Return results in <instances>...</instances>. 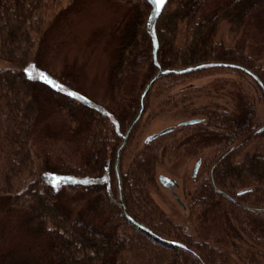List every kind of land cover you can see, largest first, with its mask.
<instances>
[{
	"label": "trees",
	"instance_id": "1",
	"mask_svg": "<svg viewBox=\"0 0 264 264\" xmlns=\"http://www.w3.org/2000/svg\"><path fill=\"white\" fill-rule=\"evenodd\" d=\"M106 1L128 8L111 27L116 39L111 97L100 103L85 94L76 66L66 64L57 72L45 61L65 41L49 28L41 30L44 0H0L1 191L18 214V228L42 243L48 264H228L222 246L182 232L156 209L149 193L160 162L154 145L139 151L127 168L124 158L150 107L151 89L162 80L207 76L224 67H194L228 62L251 70L264 85V57L215 40L223 24L231 32L251 27L264 32V0H166L158 13L154 0ZM83 7L72 0L53 22L70 24ZM242 107L239 117L198 109L203 118L186 126L170 148L177 155L184 146H217L210 161L216 162L218 188L229 194L250 189L248 196L256 193V202H264V156L239 158L243 146L264 139V123L251 100L242 99ZM26 174L27 183L15 190ZM193 201L192 209L200 206L203 212L224 206L238 211L209 179L196 187ZM91 214L102 218L94 224ZM5 229L3 224L0 241ZM0 264L26 263L2 252Z\"/></svg>",
	"mask_w": 264,
	"mask_h": 264
},
{
	"label": "rangeland",
	"instance_id": "2",
	"mask_svg": "<svg viewBox=\"0 0 264 264\" xmlns=\"http://www.w3.org/2000/svg\"><path fill=\"white\" fill-rule=\"evenodd\" d=\"M84 7L70 17L71 23H54L56 14L68 7L72 0H44L45 8L39 14L43 15L41 30L49 31L53 35L65 41L59 51L45 58L50 62L54 71H59L66 64L76 66L80 75L83 90L88 97L100 103L110 100L109 74L116 58V39L112 34V25L121 20L126 10L125 4H110L106 0H81ZM128 8V7H127ZM53 23V25H52ZM64 33V35H60ZM38 40V39H37ZM217 43H225L227 47L242 49L252 57H264V32L262 28L251 27L238 29L231 32L228 25L219 27L215 38ZM38 41L35 43L37 47ZM235 68L224 67L214 70L209 75L200 77L192 76L182 80H162L155 84L151 91L150 107L141 119L139 128L135 131L131 143L125 152L124 163L126 168L131 164L136 154L149 144H153L160 155V162L155 169L156 182L150 187V195L156 203L158 211L170 220H174L181 226L184 233L195 236L214 246H222L228 257V264L242 263V250L250 255L255 254L256 261L264 264V228L256 235L257 245H253L252 236L241 231L238 218L243 214L238 206L239 188L231 190L228 196L238 206V211L224 208H214L203 212L200 206L192 209L196 187L209 179V167L211 158L219 153L217 146L205 149H188L184 146L175 155L171 149L173 139H178L185 133L186 126L179 127L183 121L203 118L196 114L201 108H212L213 110H228L234 116L243 113L242 99L251 100L257 107L259 121L264 123V99L262 90L250 75H239ZM236 70V69H235ZM125 89L129 87L125 84ZM1 103H0V227L6 226L5 237L1 239L0 245L5 241L4 248L0 249L8 254L9 259H21L26 264H48L41 249L42 243L36 237L18 228L19 217L16 215L10 198L1 191L2 172L5 165V154L2 147L1 132ZM168 126H176V129L165 134L149 144H145L147 136L156 133ZM179 143V142H178ZM260 153L264 156V139H254L239 150L242 158L245 154ZM202 160V167L196 177L193 175L197 161ZM166 174L179 181L176 192L181 196L187 206L183 210L176 202L170 191L160 185L158 175ZM29 175H23L15 182V190H20L27 183ZM257 194L246 197L245 203L250 206L264 207V202H256ZM228 199V198H227ZM229 200V199H228ZM230 201V200H229ZM195 211V213L193 212ZM254 215V214H252ZM259 215L260 225L264 223V213ZM102 215H88L94 224L98 223ZM259 225V226H260ZM264 227V226H263ZM245 242V246L244 243ZM220 263V260H216Z\"/></svg>",
	"mask_w": 264,
	"mask_h": 264
},
{
	"label": "flooded vegetation",
	"instance_id": "3",
	"mask_svg": "<svg viewBox=\"0 0 264 264\" xmlns=\"http://www.w3.org/2000/svg\"><path fill=\"white\" fill-rule=\"evenodd\" d=\"M202 161V160H201ZM215 163L214 164H211V166L209 167V181H210V184L211 186L217 191H221V192H225L224 190L218 188V186L216 185V187H214L213 183H212V178H211V172H212V169L213 167L215 168ZM201 167H202V163H201ZM200 167V169H201ZM214 178V176H213ZM180 185V184H179ZM179 187V186H178ZM176 187L175 188V192H176V189L178 188ZM170 191V193L173 195V197L175 198L176 202L180 205V207L183 209V210H186L187 209V206L186 204L184 203L183 199L181 198V196L176 192V194H178L179 198L182 200V203H184V207L177 201L176 199V194H174L170 189H168ZM242 190H245V189H242ZM240 190V191H242ZM250 192V190H248L247 192L243 193V194H238V197L237 199L240 200V202L238 203V206L241 208L243 214H240L241 217L239 218V223H240V228H241V231L245 234L246 232H248L250 235L249 236H252V241L249 240V242H251L254 246L257 245V242L255 241L256 240V235L259 236V225H260V219H259V215L257 217H255L256 214H259V213H264V207H260V206H256V207H253V206H250L248 205L247 203H245V199L246 197L248 196V193ZM220 193V192H219ZM223 193H220L223 197H225L226 199L228 198L230 201H233L232 199H230L229 197H227L226 195H224ZM227 193V192H226ZM254 214V215H252ZM244 246H245V242L243 243ZM242 263L241 264H259L258 261H256L255 259V254H249L248 252H245V250L243 249L242 250Z\"/></svg>",
	"mask_w": 264,
	"mask_h": 264
},
{
	"label": "water",
	"instance_id": "4",
	"mask_svg": "<svg viewBox=\"0 0 264 264\" xmlns=\"http://www.w3.org/2000/svg\"><path fill=\"white\" fill-rule=\"evenodd\" d=\"M221 66L222 67H230V68L241 69L242 71L246 72L254 80H256V82L261 86L262 91L264 93V85L261 82V80L259 79V77L256 74H254L251 70H249V69H247L245 67L239 66L237 64L228 63V62H208V63H203V64H200V65H197L196 67H194V69H200V68H206V67H221ZM199 122H200V120H198V119H191V120H187V121L181 122L179 124V127L193 125V124H196V123H199ZM175 129H176V126H168V127L164 128V129H162V130H160V131H158L156 133H153V134H151V135L146 137L145 144L147 145L150 142H152L153 140H155V139H157V138H159V137H161V136H163L165 134H168V133L174 131ZM263 129H264V125H263V127L260 130H263ZM201 163H202V161L199 160L195 164L194 172H193L194 176H196L198 174V171H199V169L201 167ZM213 170H214V167H213L212 172H211V178H212V183H213L214 187H216L215 181H214V178H213ZM158 181H159L160 185H162L164 188L170 189L174 194H176L175 188L179 186L178 179L170 177V176H168L166 174H160V175H158ZM247 191H248L247 189L246 190H242V191H239L238 194L240 195V194H243V193H245ZM219 192L223 193L221 191H219ZM224 195H226V193ZM227 197H229L233 201L235 200L233 197H230V196H227ZM176 199L184 207V203H182V200L179 198L178 194H176Z\"/></svg>",
	"mask_w": 264,
	"mask_h": 264
},
{
	"label": "snow or ice",
	"instance_id": "5",
	"mask_svg": "<svg viewBox=\"0 0 264 264\" xmlns=\"http://www.w3.org/2000/svg\"><path fill=\"white\" fill-rule=\"evenodd\" d=\"M166 2V0H154V3L156 5V12L158 13L160 8L163 6V4Z\"/></svg>",
	"mask_w": 264,
	"mask_h": 264
}]
</instances>
